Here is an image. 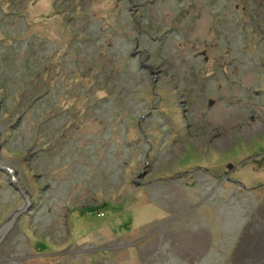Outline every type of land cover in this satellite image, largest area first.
Masks as SVG:
<instances>
[{
  "label": "rangeland",
  "instance_id": "rangeland-1",
  "mask_svg": "<svg viewBox=\"0 0 264 264\" xmlns=\"http://www.w3.org/2000/svg\"><path fill=\"white\" fill-rule=\"evenodd\" d=\"M0 143V264H262L264 0H0Z\"/></svg>",
  "mask_w": 264,
  "mask_h": 264
},
{
  "label": "flooded vegetation",
  "instance_id": "flooded-vegetation-1",
  "mask_svg": "<svg viewBox=\"0 0 264 264\" xmlns=\"http://www.w3.org/2000/svg\"><path fill=\"white\" fill-rule=\"evenodd\" d=\"M260 227L259 229L257 228L256 232L254 235L248 234L249 241L245 244L246 245V253L247 256L249 257L252 256L253 258L259 257L262 258V261H264V224L260 222ZM254 237V239H253ZM261 263V261H260ZM248 264H252L249 262ZM264 264V262H262Z\"/></svg>",
  "mask_w": 264,
  "mask_h": 264
},
{
  "label": "water",
  "instance_id": "water-1",
  "mask_svg": "<svg viewBox=\"0 0 264 264\" xmlns=\"http://www.w3.org/2000/svg\"><path fill=\"white\" fill-rule=\"evenodd\" d=\"M1 143H0V147H1ZM2 169H10L9 167H5L3 165H0ZM10 171L12 172V170L10 169ZM14 177V176H13ZM20 189V188H19ZM21 193L23 195V197L25 198V205L22 209L17 210L12 216L11 218H9V221L0 229V243L1 240L10 232V229L17 223V221L19 220L20 216L23 215L24 213H28L30 211V209H32L33 207V200L30 197V194H28V192L26 190H21Z\"/></svg>",
  "mask_w": 264,
  "mask_h": 264
},
{
  "label": "crops",
  "instance_id": "crops-1",
  "mask_svg": "<svg viewBox=\"0 0 264 264\" xmlns=\"http://www.w3.org/2000/svg\"><path fill=\"white\" fill-rule=\"evenodd\" d=\"M130 242H132V241H130ZM126 244H128V243H126ZM126 246L128 247V245H126ZM131 246L134 247L133 245H131ZM103 249H105V248H103ZM138 256H139V255H138ZM129 261H132V259H129L128 262H129ZM128 262H127V263H128Z\"/></svg>",
  "mask_w": 264,
  "mask_h": 264
},
{
  "label": "trees",
  "instance_id": "trees-1",
  "mask_svg": "<svg viewBox=\"0 0 264 264\" xmlns=\"http://www.w3.org/2000/svg\"><path fill=\"white\" fill-rule=\"evenodd\" d=\"M227 1H233V0H227Z\"/></svg>",
  "mask_w": 264,
  "mask_h": 264
}]
</instances>
